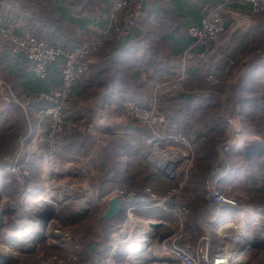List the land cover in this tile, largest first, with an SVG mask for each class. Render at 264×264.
<instances>
[{"label":"built area","instance_id":"2783aa9c","mask_svg":"<svg viewBox=\"0 0 264 264\" xmlns=\"http://www.w3.org/2000/svg\"><path fill=\"white\" fill-rule=\"evenodd\" d=\"M243 4L249 6L251 16L264 14V0H213L203 11L199 26H191L187 29V34L191 39L190 45L179 56L168 58L165 78L160 84L155 85V94L148 97L143 104L125 99L114 108L116 118L132 121L142 130V148L132 158V164L158 174L161 181L153 180L141 190L115 186L102 195L95 194L93 201L100 208L111 197L117 195L120 207L124 205L125 208L123 218L118 224L109 228V232L112 231L108 235L107 244L102 246L100 243L99 247L96 246L90 251L91 256L86 248L83 249L80 242L81 235L87 230V225H85L74 241L68 244L66 264H119V251L124 253V264H233L234 255L238 251L245 250V246L237 237L241 223L250 225L252 228L247 229L251 232L252 240L259 239L264 234L261 215L253 208L241 205L236 197L224 195L219 189L220 182L226 178L230 169L228 152L239 150L244 151L243 154L246 155L251 152L250 147H254L249 143L250 139L247 134L231 126L234 115L241 114V109L234 103L228 86L227 72L235 66L236 60L226 55L221 48V39L226 31L228 17L233 20L236 27L250 26L247 17L230 8L231 5ZM143 17L144 12L139 2L110 0L104 30L100 34L89 36L78 46L72 48L53 46L48 40L41 39L27 30L16 34L8 23H0V50H6L11 59L18 56L24 57L27 68L36 80H45L51 67L56 65L60 81L58 87L30 96L23 91L13 89L11 84L0 76V114L7 115L12 110V104H15L28 123V131L17 138V150L12 154L0 153V178L8 176L15 182V202L19 203V200L23 198L22 208L21 206L12 209L6 207L3 212V214L8 212L11 215L16 228L13 232L20 230L21 225L28 223L27 220L41 221L43 224L44 207L51 204L44 203L39 210L40 215L33 212L32 218L26 213V210L30 209L29 205L32 203L38 205L29 200L32 196L29 193L31 190L29 143L35 140L45 150L44 158L50 161L63 156L78 160V169L86 178L88 173L95 171L93 158H81L66 151L65 146L68 142L66 104L72 98L74 86L90 80V65L105 49V36H111L119 43L124 42ZM208 63L210 67L207 66ZM189 69L194 70L196 74L204 72L201 76L207 86L206 89H188ZM189 92L196 95L205 93L217 96L220 117L227 124L225 140L215 146L216 158L203 185L207 205L197 209L196 223L202 232L201 235L186 228V220L191 212L186 184L190 176L197 174L196 162L208 143V135L203 132L194 140H189L170 122L164 108V104L167 106L181 94ZM32 116H35L36 122L33 127L29 122ZM96 124L95 121H88L81 124V130L93 136L99 129ZM101 126L108 128L106 122H101ZM255 147H257L255 149L257 152L261 151L257 144ZM220 161L223 162V166L218 167ZM122 162L127 165L131 164L129 159H122ZM50 182H53L52 179ZM67 184H69L68 181L64 185L68 186ZM62 185L57 186L56 184L54 188L59 191ZM88 191L91 193L90 187ZM51 192L52 188L48 187L46 194L38 198H46ZM262 195L264 200V187ZM6 201L7 198L1 203H6ZM226 208L235 209L234 215L242 222L236 226L233 220H228L211 226L216 218L222 217L221 210ZM50 211L53 213V207ZM104 212L105 210L101 215ZM136 212L162 216L161 218L165 219H148L147 224L165 225L167 232L161 236L157 232L155 234L141 233L135 242L133 233L136 222L139 220ZM57 218L53 213L47 226L43 228L45 234L42 239L47 235L49 228L58 224ZM227 223L234 224L236 228L230 230L227 227L223 228ZM60 227L61 225L57 229L59 230ZM258 233L260 235L256 237ZM212 234L220 239L217 248L213 245ZM64 236L68 234L59 233L54 237L62 239ZM42 239L36 242L34 248L39 247ZM6 241L9 243L5 249H11L13 246L9 233ZM261 249H264V243L260 248L253 247L246 256L250 258L253 251ZM0 255V264L15 263V259L12 260L8 254H4L2 244H0ZM62 262L64 259L52 256L38 264H64Z\"/></svg>","mask_w":264,"mask_h":264},{"label":"crops","instance_id":"0c3cea01","mask_svg":"<svg viewBox=\"0 0 264 264\" xmlns=\"http://www.w3.org/2000/svg\"><path fill=\"white\" fill-rule=\"evenodd\" d=\"M134 1L140 3L144 12L143 19L124 42L119 43L112 37L105 36V49L90 65V80L74 86L72 98L65 109L66 117L71 119V123H75L73 120L76 118V121L82 118L79 124H75L79 128V132L75 134L89 138L87 143L77 142L76 138L70 139L65 146L66 151L81 158L94 159L97 174L93 176L94 180L89 187L93 188L98 196L115 186L130 189L134 184L135 189L141 190L153 180L161 181L158 176V179L153 177L146 183L144 175H139L140 170L145 168L139 165L135 167L132 158L134 153L136 155L142 130L132 121L116 118L114 108L125 99L143 104L148 97L155 94V85L165 78L168 58L179 56L190 45L191 39L187 29L199 26L203 11L213 0ZM109 4L110 0H0V23H8L16 34L27 30L41 39L48 40L53 46L72 48L89 36L100 34L104 30ZM230 8L247 17L250 23L246 28L236 27L228 17L226 31L221 39L224 53L236 60L235 66L227 72L228 86L234 103L241 109V114L234 115L231 123L237 121L240 130L244 133L247 131L248 136L258 140L256 144L261 151L257 152V147L253 145L254 150L250 154L230 155V170L225 180L220 182V186L225 194L236 197L241 205L256 210L264 225V14L251 16L249 6L245 4L231 5ZM207 66L210 67V63ZM55 71L53 67L45 80H36L27 68L24 57L11 59L6 50H0V76L9 82L13 89L30 96L58 87L60 81ZM188 72L189 90L207 88L201 76L204 72L196 74L191 69ZM217 100L215 95H196L189 92L181 94L165 108L170 122L189 140H194L203 132L208 135V145L204 147L196 162V166L202 167L206 175L216 158L215 146L224 139L226 132V125L225 129L223 125H218L220 114ZM10 114L8 117L0 114V135L5 131L26 133L28 123L15 104H12ZM88 121L97 122L99 129L93 136L81 130V124ZM29 122L33 127L36 123L35 116H32ZM101 122H106L108 128H103ZM13 138L12 153L17 150L18 145L17 137ZM28 145L30 191L33 196L46 194L48 178L55 180L57 186H60L65 178H74L73 171L78 166H73L74 161L70 160V157H67L70 158L68 160L66 158L67 161H50L44 158L46 152L35 140ZM30 146L35 149L31 151ZM121 159H129L131 164H123ZM104 173L108 180L101 183L102 180L99 179ZM34 178L38 183H32ZM1 182L5 190L9 189L10 183L15 186L12 195H7L14 198L16 184L13 179L6 177ZM188 188L196 197L200 196L199 193L204 194L203 184L201 187L190 184ZM202 199L206 201L205 198ZM107 204L108 201L105 203L106 207ZM124 211L125 208H121L118 215L123 216ZM138 217L140 220L145 218L142 214ZM222 218L225 219L223 221H235V217ZM188 219L186 228L198 232L195 217ZM165 228L167 232L165 225L161 230ZM91 243L86 247L90 256V251L100 246L97 240Z\"/></svg>","mask_w":264,"mask_h":264},{"label":"rangeland","instance_id":"374dc122","mask_svg":"<svg viewBox=\"0 0 264 264\" xmlns=\"http://www.w3.org/2000/svg\"><path fill=\"white\" fill-rule=\"evenodd\" d=\"M12 27H13V24H12ZM54 67L56 70L55 73H57L56 65H54ZM52 68L53 67H51V69ZM164 108H166V104H164ZM7 115L11 116L10 113H8ZM80 118L78 121H76L77 118L74 119L73 122H75V123H71V119L69 117H66V121L68 122V135H67L68 136V142L70 141V139L73 140L74 138H76L77 142H80V143L89 142V138H87L88 136H78L75 134V133L79 132V130H78L79 128L75 124H79L81 122L82 118L81 119ZM233 124H235V123H233ZM233 124L231 123V126L233 127V129H235V130L240 129V127L238 128V126H237V124H238L237 121H236V124L234 125L235 127L233 126ZM224 129H225V126H224ZM226 131H227V126H226ZM241 132H243V131L241 130ZM14 134L15 133H12V131H11V133H9L8 131H5V132H3L2 135H0V153L6 152V153L12 154V142L14 139L13 137L15 136V139H16V137L18 138V136L20 135L18 133H16L17 136H16V134L15 135ZM21 134H24V132H22ZM225 137H226V132H225L224 139H222L220 142L225 140ZM248 137L250 139L249 143L252 145H255L256 143L259 142L258 140L254 139L253 137H250V136H248ZM141 146H142V140H139V146L136 147V154H138L137 152L142 148ZM243 152L244 151H239V150L233 151V150H231L230 152H228L227 157H229L230 155H233V154L237 155L238 153H240L243 156ZM134 155H135V153H134ZM66 158H67V156H63L60 158V160L61 159L66 160ZM68 159H70V158H67V160ZM70 160L74 161L73 166L79 165L78 160H76V159H70ZM121 161H122V159H121ZM196 168H197L196 169L197 174L190 176L188 179V182L186 184L187 185L186 191L188 194L187 195L188 196V203H189V207H190V211H191L188 218L194 219V217H195V220H196V215H197V209L199 207L206 206L207 201H204L202 199V198H204L203 197L204 194H202V193H199L201 197L200 196L196 197V194L188 188V185L192 184L195 187H197V186L201 187V184L204 185V181L206 180V178L208 176V173L206 175L204 173V169L202 167L200 168L199 166H196ZM73 173H74V178H72V179L65 178L66 180L61 181L62 184H65L68 181L69 184H67V185L69 188L72 189L71 190L72 193L70 194V196L72 198H74L71 201H69L68 203H64L62 207H63L65 212L76 213V215H77L76 217H79L78 219H76L75 223H73V224H69L68 222L66 224H61V227L59 228L60 234H64V235L68 234L69 237L64 236L62 239L61 238L55 239V237L53 235H51L49 230H48L45 238H43L41 243L39 242L40 243L39 247H36L32 250H23V251H21L19 249L14 250V252L17 253L16 257H15V261H14L15 263L14 264H38L40 261L47 260L48 258H51L52 256H56L58 259H62V260L64 259V262H62V263L66 264L67 262L65 261V259L67 257L68 252H69V245L68 244H69V242L74 241V239L77 237L76 235H78L80 230L84 229L85 225H87V230H86V232H83V234L81 235L82 240H80V242L82 243L83 249H85L87 247V245L89 243H91V241L96 242V240H97V242H100L102 246H105L107 244L108 235L112 231L111 230L109 232V230H110L109 227H111V226L113 227L114 225L118 224L121 221V219L123 218V216L117 215L118 217L115 216L113 219H111L109 221H102V219H101L102 215L101 214L104 210H106V206L104 204V206H102L100 208L93 201V197L95 195L93 188L90 187L91 193L88 191L89 186L92 185L91 182H93V180H94L93 176L95 175L96 172L94 171L92 173H88L87 178L82 175L80 169H78V168L74 169ZM139 175H144V177L147 180L146 183H148L150 180H152L153 177H155V179L159 178L158 174H153L147 168L140 170ZM105 176H106V173H104L102 176H100L99 180H102V181H100L101 183H105L108 180V178H105ZM6 177H8V176H6ZM6 177L0 178V203L5 198L8 199L9 196H7V195H12V192L15 189V186H13L12 183L9 184L8 190L3 189V183L1 182V180L3 178H6ZM71 177H73V175ZM61 179H63V177ZM140 180H142V179H140ZM32 183L36 184L38 182H36L35 178H34ZM135 188H136V186L133 184L132 188H130V189H135ZM219 189L220 190L222 189L221 186H219ZM54 190H56V189L54 188ZM29 193L33 196L31 191ZM222 193L224 195H228V194H225L223 191H222ZM100 195H102V193ZM9 199L14 200L15 198H13V196H10ZM21 202L16 204V205H13L12 208H17L18 206H21V208H22L23 207V205H22L23 201H21ZM123 206L124 205H122L121 207L123 208ZM44 208H45V211H44L43 220L46 218V215H48L50 213V210H52V205L48 204ZM221 213H222L223 217H231V218L235 217L234 222L236 223V226L242 222L241 219L234 216V214L236 213L235 209H227V208L222 209ZM140 214H142L145 218H143L142 220L139 219L136 222L133 237L134 236L138 237L141 233H144V232L149 233V234H153V233L155 234L156 232L157 233L160 232L159 233L160 236L164 235V233L166 232V228L162 229V231L161 230L156 231V230H153V228L152 229L149 228L147 226V222H148V219H150V220L161 219L162 220L165 218H161L162 216L159 217L156 214L142 213V212L137 213L136 212L137 216H139ZM219 219H222V220H219ZM223 220L224 219L222 217L216 218L211 223V226H213V225L215 226V225H217L218 222H221ZM59 221H60V219L57 218L56 222L59 223ZM101 222H104V224H101ZM148 225H149V223H148ZM54 226H56V225H54ZM246 227L248 230L252 229L250 227V225L249 226L246 225ZM15 229H16L15 223L12 221L11 215L8 212L7 213L5 212L2 216V223L0 225V244H2L4 247L6 245H8L9 242L6 241L7 234L9 232L15 230ZM197 231H198L197 232L198 235L202 234L201 231H199V230H197ZM263 231H264V228H262V232ZM259 233L256 234V237L260 235ZM212 240L214 241L213 244L215 247L217 245H219L220 239L216 235L212 234ZM12 248H14V246ZM4 254L7 255L8 253L6 251H4ZM123 256H124V253L122 251H119V253H118L119 264H124ZM250 258L253 261L252 264H264V249L253 251L252 256Z\"/></svg>","mask_w":264,"mask_h":264},{"label":"bare ground","instance_id":"6f19581e","mask_svg":"<svg viewBox=\"0 0 264 264\" xmlns=\"http://www.w3.org/2000/svg\"><path fill=\"white\" fill-rule=\"evenodd\" d=\"M235 124H233V126ZM33 149H35V148L30 146V150L33 151ZM253 150L254 149L250 147L249 151H253ZM221 166H223L222 161L219 162L218 167H221ZM46 177L48 178V176H46ZM55 185L56 184L53 182H50V179L48 178V187L52 188V192L49 193V196L46 198L45 197L38 198V196H30L29 200H31L34 203H37L38 205L34 204L35 205L34 206L32 203V205L34 207L32 205H29L28 207L30 209H28L26 211L27 215H29L28 217L32 218L31 215L33 212L40 215L39 210L41 209V206L44 203H51L53 205L52 206L53 207V213L60 219L59 223L56 226H52L51 228H49V232L53 236L59 235L60 232L57 228L61 224H66L73 216H75V217L77 216L76 213L65 212L63 207H62L64 203H66L69 200L74 199L70 196V194L72 193V191H71L72 189L63 184L61 190H59V191L53 190ZM21 201H23V198L21 199ZM17 203L18 202H15L14 200H11V199H7L6 203H0V217L3 215V212L6 209V207H7V209L8 208L12 209V206L16 205ZM27 221H28L27 224L25 223L24 225H21L20 230L14 231V232L13 231L9 232V236L11 237V240H12L11 243L14 246V248L5 249V247L2 245L3 250L8 253L9 257L12 258V260L15 259L16 254H17L16 252H14V250L19 249V250L23 251V250L34 249V245L36 244V242L38 240H40L45 234V231L43 230V227H42V222L40 220H39L40 222H38V221L34 222V221H30V220H27ZM147 226L152 227V226H149L148 224H147ZM162 227L160 226V227H158V229L155 228V230L159 231V230H161ZM225 227H227L228 230L236 228L235 225L232 223L225 224L223 226V228H225ZM219 231H221L220 228H219ZM144 233H146V232H144ZM140 236L141 235H139L138 237L134 236L133 240L136 242ZM237 237L242 242V244L245 246V250L238 251L234 255V257H233L234 263L233 264H251L252 260H251V258L247 257L246 254L253 248V245H255V244L260 245L261 243H264V234L259 239L252 240L251 239L252 238L251 232L247 230L245 223H241L239 226V231H238ZM12 238H14V239H12Z\"/></svg>","mask_w":264,"mask_h":264},{"label":"water","instance_id":"95a60500","mask_svg":"<svg viewBox=\"0 0 264 264\" xmlns=\"http://www.w3.org/2000/svg\"><path fill=\"white\" fill-rule=\"evenodd\" d=\"M250 152H248L247 154H249ZM246 154V155H247ZM120 202H119V198L117 195L111 197L109 200H108V204H107V207H106V210L104 212V214L102 215L101 219L102 221H109L111 219H113L115 216H117L120 212ZM53 216V213L52 211H50V213L48 215H46V218L44 219L43 221V228L45 229V227L47 226V223L48 221L51 219V217ZM79 217H75L73 216L69 221L68 223L69 224H73L75 223L76 219H78ZM150 225L153 227V228H158L160 226L159 223H150ZM42 239V238H41ZM43 240V239H42ZM41 240V241H42ZM263 243H261L260 245L259 244H255L253 245V247L255 248H260L261 245Z\"/></svg>","mask_w":264,"mask_h":264},{"label":"trees","instance_id":"16d2710c","mask_svg":"<svg viewBox=\"0 0 264 264\" xmlns=\"http://www.w3.org/2000/svg\"><path fill=\"white\" fill-rule=\"evenodd\" d=\"M263 15V14H262ZM36 35V34H35ZM38 37V36H37ZM111 37V36H110ZM40 38V37H39ZM218 101V100H217ZM218 105H219V102H218ZM220 120L218 121V125L220 126H227L226 122L219 116ZM0 120H1V117H0Z\"/></svg>","mask_w":264,"mask_h":264}]
</instances>
